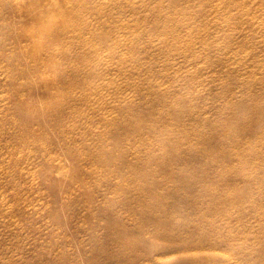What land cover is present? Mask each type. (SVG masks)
<instances>
[{
	"label": "rangeland",
	"instance_id": "rangeland-1",
	"mask_svg": "<svg viewBox=\"0 0 264 264\" xmlns=\"http://www.w3.org/2000/svg\"><path fill=\"white\" fill-rule=\"evenodd\" d=\"M218 212L264 246V0H0V264H152Z\"/></svg>",
	"mask_w": 264,
	"mask_h": 264
},
{
	"label": "bare ground",
	"instance_id": "bare-ground-1",
	"mask_svg": "<svg viewBox=\"0 0 264 264\" xmlns=\"http://www.w3.org/2000/svg\"><path fill=\"white\" fill-rule=\"evenodd\" d=\"M100 37L105 39L107 34H101ZM50 54L53 65H58L54 57L55 51ZM246 221L247 218L244 215L231 217L220 212L214 213L213 220L204 224L203 230L197 231V233H195L196 231L187 232L186 236L183 233L172 232L165 238L166 243H159L155 248L145 247L140 257L145 261L152 260V264H169L170 262L168 263L163 257L169 253L180 251L182 257L171 264H250V259L255 253L264 252V246L261 248L245 247L228 258L223 257L218 252L224 246L235 248L243 238L249 235L248 231L243 228ZM234 224H238V227ZM194 236L200 238L199 247L188 251L186 242H189L191 240L189 238H194ZM184 243L186 245H183ZM182 246L184 247L183 250ZM235 249L237 250V248ZM203 251L204 256H202Z\"/></svg>",
	"mask_w": 264,
	"mask_h": 264
}]
</instances>
